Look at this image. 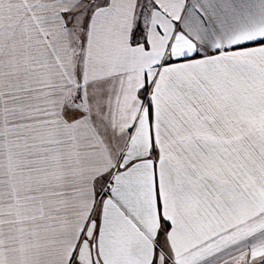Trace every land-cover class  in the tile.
I'll return each mask as SVG.
<instances>
[{"label":"snow or ice","instance_id":"6c2138e0","mask_svg":"<svg viewBox=\"0 0 264 264\" xmlns=\"http://www.w3.org/2000/svg\"><path fill=\"white\" fill-rule=\"evenodd\" d=\"M0 264H264V0H0Z\"/></svg>","mask_w":264,"mask_h":264}]
</instances>
